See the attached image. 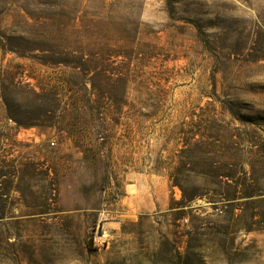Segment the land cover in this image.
I'll return each instance as SVG.
<instances>
[{"label": "rangeland", "instance_id": "obj_1", "mask_svg": "<svg viewBox=\"0 0 264 264\" xmlns=\"http://www.w3.org/2000/svg\"><path fill=\"white\" fill-rule=\"evenodd\" d=\"M0 264H264V0H0Z\"/></svg>", "mask_w": 264, "mask_h": 264}, {"label": "trees", "instance_id": "obj_2", "mask_svg": "<svg viewBox=\"0 0 264 264\" xmlns=\"http://www.w3.org/2000/svg\"><path fill=\"white\" fill-rule=\"evenodd\" d=\"M170 177H171L173 186H177V187H179L182 190L184 201L189 203V202H192L193 200H195L196 196L187 194V192L184 190V188L182 186V183L180 182V179H178V177L176 175L172 174ZM215 177L219 178V177H223V176H214V178Z\"/></svg>", "mask_w": 264, "mask_h": 264}, {"label": "built area", "instance_id": "obj_3", "mask_svg": "<svg viewBox=\"0 0 264 264\" xmlns=\"http://www.w3.org/2000/svg\"><path fill=\"white\" fill-rule=\"evenodd\" d=\"M52 145H55V143H52Z\"/></svg>", "mask_w": 264, "mask_h": 264}]
</instances>
